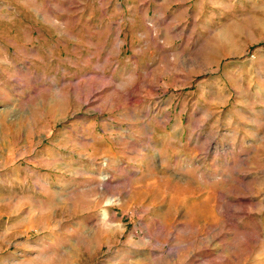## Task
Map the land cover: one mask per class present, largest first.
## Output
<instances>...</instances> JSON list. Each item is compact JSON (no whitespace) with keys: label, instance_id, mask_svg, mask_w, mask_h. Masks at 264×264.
Instances as JSON below:
<instances>
[{"label":"rangeland","instance_id":"rangeland-1","mask_svg":"<svg viewBox=\"0 0 264 264\" xmlns=\"http://www.w3.org/2000/svg\"><path fill=\"white\" fill-rule=\"evenodd\" d=\"M0 0V264H264V0Z\"/></svg>","mask_w":264,"mask_h":264},{"label":"crops","instance_id":"crops-1","mask_svg":"<svg viewBox=\"0 0 264 264\" xmlns=\"http://www.w3.org/2000/svg\"><path fill=\"white\" fill-rule=\"evenodd\" d=\"M180 2L178 4H182V6L186 5V0H179Z\"/></svg>","mask_w":264,"mask_h":264}]
</instances>
